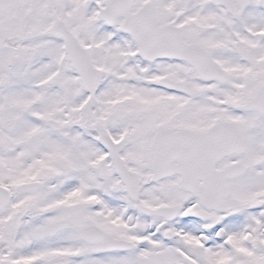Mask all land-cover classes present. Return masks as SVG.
I'll list each match as a JSON object with an SVG mask.
<instances>
[{
	"label": "snow or ice",
	"instance_id": "obj_1",
	"mask_svg": "<svg viewBox=\"0 0 264 264\" xmlns=\"http://www.w3.org/2000/svg\"><path fill=\"white\" fill-rule=\"evenodd\" d=\"M0 264H264V0H0Z\"/></svg>",
	"mask_w": 264,
	"mask_h": 264
}]
</instances>
